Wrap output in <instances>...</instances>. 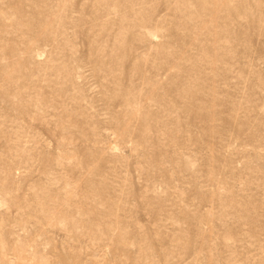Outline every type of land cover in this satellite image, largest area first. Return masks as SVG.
<instances>
[{
	"label": "rangeland",
	"instance_id": "1",
	"mask_svg": "<svg viewBox=\"0 0 264 264\" xmlns=\"http://www.w3.org/2000/svg\"><path fill=\"white\" fill-rule=\"evenodd\" d=\"M0 264H264V0H0Z\"/></svg>",
	"mask_w": 264,
	"mask_h": 264
}]
</instances>
